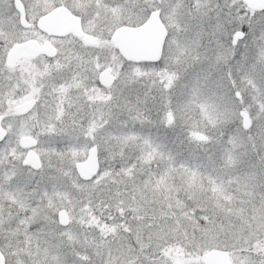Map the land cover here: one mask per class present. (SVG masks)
Instances as JSON below:
<instances>
[{"label": "snow or ice", "instance_id": "1", "mask_svg": "<svg viewBox=\"0 0 264 264\" xmlns=\"http://www.w3.org/2000/svg\"><path fill=\"white\" fill-rule=\"evenodd\" d=\"M0 264H264V0H0Z\"/></svg>", "mask_w": 264, "mask_h": 264}]
</instances>
